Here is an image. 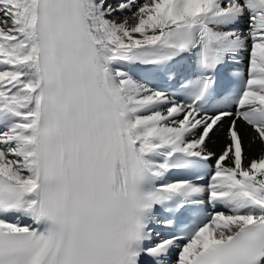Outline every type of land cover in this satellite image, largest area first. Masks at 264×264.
I'll use <instances>...</instances> for the list:
<instances>
[{
    "label": "snow or ice",
    "instance_id": "snow-or-ice-1",
    "mask_svg": "<svg viewBox=\"0 0 264 264\" xmlns=\"http://www.w3.org/2000/svg\"><path fill=\"white\" fill-rule=\"evenodd\" d=\"M0 264H264V0H0Z\"/></svg>",
    "mask_w": 264,
    "mask_h": 264
},
{
    "label": "bare ground",
    "instance_id": "bare-ground-1",
    "mask_svg": "<svg viewBox=\"0 0 264 264\" xmlns=\"http://www.w3.org/2000/svg\"><path fill=\"white\" fill-rule=\"evenodd\" d=\"M138 2L142 3L143 0H138ZM132 71L138 78L143 76V71L140 66L134 67ZM229 123H230V118L225 119L223 123H221L219 127H217L213 133H211V138L207 141L208 149L210 151L219 153L222 150L225 143L227 142V128ZM240 128L244 137V148L247 158L250 160L254 157H257L259 155V147H260L259 142L257 141L255 145H252L251 147L249 146V138L250 135L253 134V130L250 127L245 128L242 122L240 123ZM175 259H176V253L173 252L170 255V260L175 261Z\"/></svg>",
    "mask_w": 264,
    "mask_h": 264
}]
</instances>
